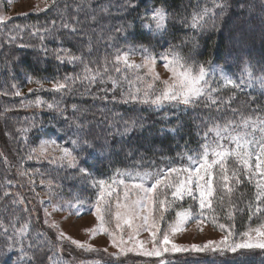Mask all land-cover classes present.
I'll return each mask as SVG.
<instances>
[{
    "label": "snow or ice",
    "instance_id": "obj_1",
    "mask_svg": "<svg viewBox=\"0 0 264 264\" xmlns=\"http://www.w3.org/2000/svg\"><path fill=\"white\" fill-rule=\"evenodd\" d=\"M43 2L45 9H40L41 11L58 4V0H51V4L49 0H43ZM135 7L134 0H124V3L118 6V11H127ZM229 7L227 0H210V6L208 3H205L203 7L197 5L190 18L184 17L180 22L193 31H203L209 26L213 30L220 31L221 18ZM239 7L242 12L247 7L249 19L256 14L254 3L247 6L241 3ZM168 8L167 0H160L159 5L139 15L137 17L140 21L139 33L133 30L131 23L116 27L115 33L125 37L124 47L120 48L115 43L117 36L109 35L107 40L116 49L112 60L105 55L102 61H93L87 57L93 51L95 29L86 28L85 25L97 22L100 14L110 15V5H101L97 11L91 7V0H79V4L75 6V15H70L65 6L64 11L60 13V28L66 30V38L75 39L77 44L81 45L78 49L80 54H74L70 49L60 47L54 50L55 58L60 63L67 62L73 65L79 63L82 66V73L66 74L62 79L52 78L51 89H45L43 80L39 78L34 82L39 86V90L43 91L72 94L78 91L77 85H79L83 88L84 95L92 96L94 99L99 98L106 102L111 99L112 102L124 105H141L157 112L168 109L163 115L164 125L156 128L155 131L142 116L128 118L121 116L119 120L113 118L108 123L109 129H115L114 132H109L113 140L116 136L127 140L133 133L160 137L170 135L175 138L184 127L179 115L181 112L187 113L197 108L206 109V115H197L194 118V121H199L196 125L197 146L189 147L188 142L185 141L183 150L177 153L175 161L170 157L161 156L162 161H166L164 167L145 169L142 165H134L132 168H116L107 178H96L90 169L81 163L82 159L92 158L93 153L103 155L105 152L113 151L114 145L107 139L104 143L97 145L94 142L95 137L89 140L77 133V138L71 140L72 148L62 146L56 140H43L38 150L33 149L34 155H29L28 159L35 158L39 161L42 158L58 168L73 169L76 173L74 178L89 181L91 187L97 190L95 202L90 210L98 224L86 231L93 237L98 233L106 234L111 246L117 249L116 253L110 254L114 258L118 259L120 255L128 253L145 257H161L164 253L191 252L214 256L231 254L243 261L250 253L257 250L264 252V221L255 228L249 227L247 231L236 233L231 226L218 223L213 216L211 221L213 225L225 233L219 240H207L203 244L181 245L175 243L170 237L184 231L185 225L190 221H195L198 226L201 225L206 219L204 210L214 211L212 201L217 193L226 192L230 195L234 191L232 185L239 186L245 181L254 186L253 198L248 204L249 220L257 214L264 215V105L258 104L256 108L249 109L246 113L243 108L231 107V102L236 98L235 91L226 98L222 94L226 89L244 91L245 88L253 89L257 86L264 91V58L257 61L259 65L257 68L250 60L237 55V59L242 62V68L237 76L230 75L225 70L228 67L227 62L224 65L212 60L200 62L194 57L183 55L179 45H169L157 52L152 40L157 36L163 39L168 34L169 21L174 15ZM260 10L264 13V0H260ZM82 12L86 13L84 20L79 18ZM8 19L10 18L0 15V23ZM51 23L52 28L33 26L34 30L31 34L39 36L43 41L45 35L53 34L56 22L53 20ZM23 30L18 25L14 29L17 33ZM15 38V36L10 37L12 40ZM98 42L99 37H97ZM185 42L182 41V43ZM159 43L160 40H157V44ZM20 46L24 47V45ZM44 51L47 52V49L45 48ZM136 54L141 56V63L131 60V56ZM232 55L233 53L229 51L228 56ZM158 61L163 63L164 69L170 74L167 79H162L156 72L155 67ZM93 64L97 67L90 66ZM142 69L147 71L141 74ZM129 72L133 75H129ZM28 82L31 83L33 80L28 79ZM109 83L111 88L99 89L104 93L103 96L97 97L92 93V87L97 84ZM28 91L31 94L34 90ZM117 92L119 96L116 95ZM108 93H112L111 97ZM15 95L20 96L21 93L16 91ZM45 104L48 109H56L64 115L59 102L48 103L39 97L22 107H40ZM72 109L74 113L80 111L76 104L72 105ZM228 112L231 115H227ZM172 117H175V122L169 125ZM64 118L68 120L67 116ZM72 125L81 131L87 127L78 118L73 119ZM31 127L35 125L20 131L27 133ZM121 149L123 150V145ZM56 152L59 155H54ZM133 154L131 149L126 153L128 157ZM230 161L234 166H229ZM21 175H27V173L22 172ZM44 183L45 181L41 180V184ZM47 183L51 186L52 181ZM8 195L10 193H4V196ZM185 197L198 202L199 213L193 210L192 205L188 207L181 205L179 210L175 211L174 221L161 232L160 221L164 219L163 213L177 206L178 202L183 201ZM221 200H223L222 196ZM18 203H24L23 197L12 200L13 205ZM72 207H75L76 214L80 215L84 202L77 197L75 204H69V208ZM157 208L160 210L159 217L154 214ZM53 210L59 209L54 207ZM24 211L27 212V208ZM235 211L236 208L233 205L228 213L229 218L234 217ZM45 215H50L47 209H45ZM19 220L20 217L15 213L7 225L0 218V228L3 229L6 237L5 247L11 249L18 246L22 258L27 257L26 249L44 251L47 248L49 253L47 259L50 264H61L64 241H69L85 251L97 250L91 244L66 235L59 230V225L55 222L49 225L57 230L55 243L51 240L38 242L42 235L39 233L37 241L29 240L31 220H25L20 227H17ZM48 223L46 219L45 224ZM113 224L114 227H112ZM142 231L148 232L149 241L139 239ZM25 240L29 241L27 245ZM9 241L11 243H8ZM147 243H151V248L146 247ZM103 251L107 252V248ZM31 259L29 258V262ZM161 264H164V261H161Z\"/></svg>",
    "mask_w": 264,
    "mask_h": 264
},
{
    "label": "trees",
    "instance_id": "obj_2",
    "mask_svg": "<svg viewBox=\"0 0 264 264\" xmlns=\"http://www.w3.org/2000/svg\"><path fill=\"white\" fill-rule=\"evenodd\" d=\"M123 3L124 0H91V7L97 11L101 5H110L111 14H100L97 22L85 25L86 28L95 29L93 51L88 55V59L102 61L103 57L107 55L108 59L112 60L116 49L111 46L107 37L109 35L117 36L115 43L118 47L123 48L125 37L115 33V28L135 19L138 20L137 17L143 14L148 9L147 7L159 5L160 0H134L135 8H129L122 12L118 11V6ZM167 3L169 12L174 13V15L169 21L168 34L163 39L157 36L156 39L152 40L156 49L163 50L169 45H179V50L183 55L194 57L200 62L212 60L220 65L227 62L228 67L225 70L230 75L236 74L238 76L242 68V62L237 59V55L250 60L259 68L257 61L264 58V13L260 10V0H227L230 7L221 18L220 31L213 30L210 26L203 31H193L180 22L184 17L190 18L197 5L203 7L205 3H208L210 6V0H167ZM241 3L245 6L255 4L256 14L252 15L251 19H249L247 7L243 12L241 11L239 7ZM77 4H79V0H58L57 5H51L41 12H32L28 15L11 18L0 29V218L7 225L15 213L20 217L16 224L17 227H20L25 220L30 219L29 240L37 241V234L39 233L42 234L38 241L40 243L48 240L53 243L56 241L51 231L43 226L42 220L32 217V208L29 204L33 202L30 199L31 195L30 197L28 195L35 189L24 183L25 178L21 180L22 178L17 174V169L21 173L24 171L23 167H32V169L37 170L35 177L45 181V183L41 185L38 182L35 185L36 190L44 191L47 189L50 190L51 194L61 193L63 187L71 186L59 178L60 174L71 173V169L58 168L44 159H40L42 161L27 160V155L24 153L26 146L32 148L43 139L59 140L60 142L69 140L67 137L69 132L72 134L81 131L72 125L73 119L78 118L87 125L83 129L82 137L89 140L95 137L94 142L97 145L102 144L105 139L114 145L113 151L103 154L104 158L98 153H93L92 158L81 160V163L90 171L95 172L97 170V173L113 172L116 168H132L134 165H142L145 169L164 167L166 161H162L161 156L170 157L175 161L177 153L183 150L182 146L185 141L188 142L189 147L195 148L197 146L196 132L198 129L196 125L199 121H194V118L197 115L207 114V110L203 108L189 110L187 113L181 112L179 115L184 127L175 138L170 135L160 137L133 133L127 140H123L119 136L113 140L109 132H114L115 129L108 128V123L113 118L119 120L121 116L124 118L142 116L148 125L153 126V131H155L156 128L164 125L163 115L168 109L157 112L141 105H124L112 102L111 99L107 102L99 98L94 99L92 96L84 95V90L79 85H77L78 91L72 94L39 90V86L34 82L37 78L43 80L45 89H51L50 81L52 78L62 79L66 74L82 73V66L79 63L75 65L67 62L60 63L54 54V50L60 47L68 48L74 54H80L78 49L81 45H78L75 39L66 38V30L60 28V13L67 6V12L70 15H75ZM85 15L86 13H80L79 18L84 20ZM53 20L56 22L53 34L45 35L43 41L40 40L39 36L31 34L34 30L33 26L52 28L51 22ZM17 25L24 30L18 33L14 31ZM132 25L133 30L139 33L141 30L140 23L135 22ZM12 36L16 38L10 39ZM97 37H99L98 43ZM157 40H160L159 44H157ZM182 41L186 42L182 43ZM20 45H24V47ZM45 48L47 52L44 51ZM229 51L233 53L231 57L228 56ZM90 66L97 67L96 64ZM259 74L257 71V75ZM28 79H32L33 82L29 83ZM29 87L34 90L31 94L26 90ZM101 87L110 88L111 84H97L92 87V93L97 97L103 96L104 93L99 91ZM16 91H19L21 95L16 96ZM233 91L236 92V98L231 102L233 108H243L248 113L249 109L256 108L258 104L264 105V91L258 86L253 89L245 88L244 91L226 89L222 94L226 98ZM108 95L111 97L112 93H108ZM116 95L119 96V92ZM37 97L48 103L59 102L60 108L64 110V115H61L56 109H48L46 104L40 107H22V105H26L29 99L35 101ZM73 104H76L80 111L74 113ZM245 105L246 107H244ZM226 114L231 115L230 112ZM65 116L68 117L67 121ZM174 122L175 117H172L169 125ZM30 125H35V127H31L27 133L20 131V129L28 128ZM122 145L123 150L121 149ZM2 147L6 149L9 156L3 154ZM129 149L134 153L131 157L126 155ZM80 154L84 155L85 153ZM105 155H108L112 160L107 167L105 166L106 161H104ZM176 162L179 163V161ZM229 166L232 167L234 164L230 161ZM48 181H52L51 186L48 185ZM232 186L234 191L230 195L226 192L217 193L212 201L214 211L208 209L207 217L212 225V217L215 216L218 223L231 226L234 232L240 233L264 221V215L257 214L249 220L248 204L253 198V184L245 181L242 185ZM5 192L10 193V195L4 196ZM221 196L223 200H221ZM19 197H23L24 203L13 205L12 200ZM233 205L236 211L234 217L229 218L228 213ZM25 208H27V212L24 211ZM9 231L11 232V229ZM5 241L3 229L0 228V264H13V262H17V264H50L47 259L49 255L47 248L44 251L26 249L27 257L22 258L19 247L9 249L5 247ZM28 242L25 240V245ZM61 257V264H70L72 259L63 250ZM29 258H32L30 262ZM165 260L166 264H233V262L235 264H264V252L257 250L248 254L243 261L231 254L226 256L209 254L194 257L180 254ZM105 264L109 263L105 262ZM113 264L129 263L114 262Z\"/></svg>",
    "mask_w": 264,
    "mask_h": 264
},
{
    "label": "rangeland",
    "instance_id": "obj_3",
    "mask_svg": "<svg viewBox=\"0 0 264 264\" xmlns=\"http://www.w3.org/2000/svg\"><path fill=\"white\" fill-rule=\"evenodd\" d=\"M50 2L51 0H49V3ZM147 8L151 9L152 7H147ZM40 9H45V4L43 0H0V15H4L6 17H9L10 19L13 17L23 16L25 15V13L29 14L32 12H41ZM8 20H6L3 23H0V29L3 26V24L6 23ZM135 22L140 23L139 19L138 20L135 19L130 23L132 24ZM156 51L160 52L162 50L156 49ZM131 60L135 61L136 63L142 62L141 56L139 54L131 56ZM155 70L157 73L160 74L162 79H167L168 76L170 75L164 69L163 63L161 61L157 62ZM146 71H147L146 69L140 70L141 74H143ZM129 75H133V73L129 72ZM141 86L143 87V85ZM29 89L30 87L26 88L27 91ZM32 101L34 100L29 99L26 102V104ZM83 132H84L83 130L76 131V133L73 132L72 134H69L70 133L69 132L67 134L69 140H63V142L57 140V142L62 146L72 148L73 145L71 144V140L77 138V133H79V135L82 137ZM39 144L40 142L37 143L32 148L30 147L28 148L27 146L24 148V153L27 155L26 157L27 160H29L28 159L29 155H34L33 149L38 150ZM3 151H4L3 154L9 156L5 148H3ZM49 151L51 152V149H49ZM54 155H59V153L56 152L54 153ZM100 156L104 158V155H100ZM32 160L38 161L35 158L31 159V161ZM104 161H106L105 166L107 167V165L111 164L112 160L108 155L107 156L105 155ZM23 170H24L23 172H26L27 175H21V172L17 169L18 176L22 178L21 180L25 178L24 183L27 185L29 184V186L31 185L35 189L28 195L29 197L31 195L30 199L33 202L29 204L32 208L31 211L32 217L34 219L35 218L39 219L40 221L42 220L43 226L47 230L51 231L55 241L57 236V230L49 226L52 222L58 224L59 230L63 231L66 235L81 242L91 244L95 249H97L96 251H85L83 249L77 248L75 245H72L69 241H64L62 245V249L65 254L71 257L72 260H70V264H105V262L109 264H113L114 262L115 263L124 262L129 264H161V261H164V264H166L165 259L172 258L175 255L187 254L189 256L191 255V257L209 255L206 253L198 254V253L184 252V253H164L163 256L161 257H145L135 253H128L126 255H120L118 259L114 258L110 254L116 253L117 249L111 246L109 237L106 234L98 233L93 237L90 233L86 231L87 229L96 227L98 224V221H96L94 215L92 214V211L90 210L92 204L95 202L97 190L91 187L89 181H82L78 177L74 178L76 176V173L75 170L71 169V173L60 174L59 177L60 179H63V181L66 184L71 186L70 187L66 186V188L63 187V192L61 193L56 192L54 194H51L50 190L48 191L47 189H45L44 191H41L39 189L36 190L35 185L38 182H40L41 184V180H38L37 177H35L37 175L36 173L37 170L32 169V167H28V168L23 167ZM91 172L94 174L96 178H107L113 173L112 171L111 172L104 171L101 173H97V170L95 172L94 171ZM77 197H79L80 201L84 202V207L81 208L80 215L76 214L75 207L69 208L70 203L71 204L76 203ZM181 205L183 207H188L189 205H192L193 210L199 213L198 202H193L190 198L185 197L183 201L178 202L177 206L163 213L164 219L160 221L161 232L166 230L168 224L174 221L175 211L179 210V206ZM54 207L58 208L59 210L54 211L53 210ZM45 209H47V212L50 213V215L48 216L45 215ZM207 213H208V209H205L204 216L206 217V219L201 225L198 226L195 221H190L185 225L184 231L177 233L175 236H172L170 238L175 243L181 245L203 244L207 240H219L221 236H223L225 233L210 223L207 217ZM154 214L157 217H159L160 210L157 208ZM46 219L49 221L48 224H45ZM112 227H114V224L112 225ZM255 227L256 226L252 228ZM201 228L203 229L202 231L200 230ZM139 239L149 241L150 237L148 232L142 231L140 233ZM146 247L151 248V243H147ZM105 248H107V252L103 251V249ZM13 264H17V262H13Z\"/></svg>",
    "mask_w": 264,
    "mask_h": 264
}]
</instances>
